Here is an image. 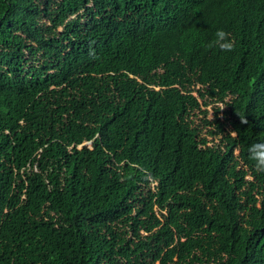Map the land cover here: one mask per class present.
<instances>
[{"label": "trees", "instance_id": "trees-1", "mask_svg": "<svg viewBox=\"0 0 264 264\" xmlns=\"http://www.w3.org/2000/svg\"><path fill=\"white\" fill-rule=\"evenodd\" d=\"M259 142L264 0H0V264H264Z\"/></svg>", "mask_w": 264, "mask_h": 264}, {"label": "clouds", "instance_id": "clouds-1", "mask_svg": "<svg viewBox=\"0 0 264 264\" xmlns=\"http://www.w3.org/2000/svg\"><path fill=\"white\" fill-rule=\"evenodd\" d=\"M214 43L223 51H231L233 47L232 42L227 38V33L223 30H217ZM88 144L90 145V143ZM82 146L83 145H81L80 148ZM248 153L249 158L255 161L256 169L258 171H264V142L253 143L250 145Z\"/></svg>", "mask_w": 264, "mask_h": 264}, {"label": "rangeland", "instance_id": "rangeland-1", "mask_svg": "<svg viewBox=\"0 0 264 264\" xmlns=\"http://www.w3.org/2000/svg\"><path fill=\"white\" fill-rule=\"evenodd\" d=\"M214 106H219L220 109L223 111L224 110V106H222L221 104H217V105H209L206 110H207V114L206 115H203L202 113H200L199 111H196L193 116L191 117V120L193 122V126H198L200 129H201V135L204 137L206 136L207 139L209 140V145L212 146L213 142L216 143L217 142V139L215 141H212L211 137L208 135V129L209 128H206L204 129V123H203V118L204 116H206V119L207 120H213L214 118ZM204 109V108H202ZM222 117V116H221ZM89 146V144H86ZM126 232L130 231V229L128 227H125L124 229ZM140 234L141 235H145V233L143 231H140ZM131 237V235H128V239ZM155 264H158V263H155Z\"/></svg>", "mask_w": 264, "mask_h": 264}]
</instances>
